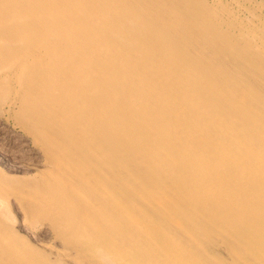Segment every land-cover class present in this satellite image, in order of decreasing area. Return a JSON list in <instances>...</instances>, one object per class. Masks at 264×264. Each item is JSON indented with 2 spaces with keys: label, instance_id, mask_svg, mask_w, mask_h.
<instances>
[{
  "label": "bare ground",
  "instance_id": "obj_1",
  "mask_svg": "<svg viewBox=\"0 0 264 264\" xmlns=\"http://www.w3.org/2000/svg\"><path fill=\"white\" fill-rule=\"evenodd\" d=\"M0 116V264H264L261 3L0 0Z\"/></svg>",
  "mask_w": 264,
  "mask_h": 264
},
{
  "label": "rangeland",
  "instance_id": "obj_2",
  "mask_svg": "<svg viewBox=\"0 0 264 264\" xmlns=\"http://www.w3.org/2000/svg\"><path fill=\"white\" fill-rule=\"evenodd\" d=\"M252 1L255 3H261L264 8V3H262L264 2L263 0ZM24 136L25 135L18 128L13 126V123L10 120L0 116V167L3 166L2 168L6 170L8 169L11 172H13L12 170H17L16 174H22L24 170V172L29 170V166L31 167L39 163V161L37 163V160L39 159L37 151L31 146V143L28 142L29 140L27 137ZM13 215H15L14 226L17 231L19 230L18 232L26 236L33 244L53 245L54 243L55 245V242L52 241L53 239L49 236V232L46 228L39 227L31 230L24 225V223L22 224L18 219V215L14 213V211Z\"/></svg>",
  "mask_w": 264,
  "mask_h": 264
}]
</instances>
